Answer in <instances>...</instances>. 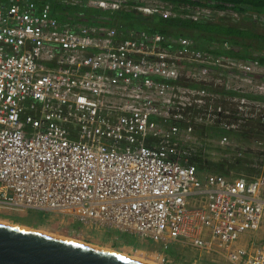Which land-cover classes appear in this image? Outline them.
I'll list each match as a JSON object with an SVG mask.
<instances>
[{
  "label": "built area",
  "instance_id": "2783aa9c",
  "mask_svg": "<svg viewBox=\"0 0 264 264\" xmlns=\"http://www.w3.org/2000/svg\"><path fill=\"white\" fill-rule=\"evenodd\" d=\"M127 12L264 34V11L214 0H0V215L264 264V146L244 168L237 145L264 129V56Z\"/></svg>",
  "mask_w": 264,
  "mask_h": 264
},
{
  "label": "water",
  "instance_id": "95a60500",
  "mask_svg": "<svg viewBox=\"0 0 264 264\" xmlns=\"http://www.w3.org/2000/svg\"><path fill=\"white\" fill-rule=\"evenodd\" d=\"M68 241L0 223V264H149Z\"/></svg>",
  "mask_w": 264,
  "mask_h": 264
},
{
  "label": "trees",
  "instance_id": "16d2710c",
  "mask_svg": "<svg viewBox=\"0 0 264 264\" xmlns=\"http://www.w3.org/2000/svg\"><path fill=\"white\" fill-rule=\"evenodd\" d=\"M190 2V4H195L200 0H186ZM208 1V0H206ZM218 2H229L234 5H238L242 8L245 7H252L255 9H259L264 11V0H214ZM88 13H96L99 12L97 9L92 10L88 9L86 11ZM91 14V15H92ZM123 18L128 19L130 25L134 27H141L147 28L153 31H160L163 33H170V34H183L192 37H199L203 39H219L222 41H230L236 46H240L246 49L245 53H241L240 51H236L234 54L239 55H246L250 56L252 50H256L258 48L264 49V34L255 32V27L251 24L250 26H246L244 24H234V23H225L223 21H216L211 23H197L192 22L190 20L184 19H171V18H162L157 16H150L144 17L141 15H137L133 12H127L123 14ZM86 17H89L86 16ZM85 17V18H86ZM216 171H222V164L221 163H214L213 164ZM214 169V170H215ZM32 217L37 218V222H33ZM12 218L15 221H21L25 224L37 226L38 222L44 220L42 213L40 212H33L29 213L27 217H14ZM111 236H117L118 240H121L126 243H136V240H139L136 236L126 233V232H118L112 231L109 233ZM146 241V240H145ZM143 241L141 245H144ZM151 241V240H147ZM166 252H170L171 248H162ZM173 251V249H172ZM171 253V252H170Z\"/></svg>",
  "mask_w": 264,
  "mask_h": 264
},
{
  "label": "rangeland",
  "instance_id": "374dc122",
  "mask_svg": "<svg viewBox=\"0 0 264 264\" xmlns=\"http://www.w3.org/2000/svg\"><path fill=\"white\" fill-rule=\"evenodd\" d=\"M92 10H95V9H92ZM254 25V26H253ZM246 26H250L249 24H247ZM253 27H255V32H259V33H262V30L256 25V24H252ZM251 27V26H250ZM264 43V42H263ZM256 53H258L259 55H261L262 57L264 56V49L262 48H258L255 50ZM250 132L252 133L251 134V137L249 138L248 136H245V137H242V139L240 141H238L239 143H237V145H241L244 146V147H247L248 150L245 149L246 153L244 152V155H242V159L241 161H243V165H244V168L245 166H247V164L249 166H252V164L254 163V160H255V154H254V150L256 149V145H258L259 143H261L263 146H264V129L263 130H260V129H256V128H252L250 129ZM216 151L219 152V149H216ZM235 154V153H233ZM223 156L222 155H218L217 156V159L219 161H222V158ZM232 157V156H231ZM261 159L263 158L264 159V155H262L260 157ZM234 159V157H233ZM221 164H224L223 162H219ZM225 165V164H224ZM224 165H222V170H224L223 168ZM242 168V171H238L236 173H239V174H252L253 171H248L246 169ZM238 170H241V169H238ZM222 172V171H220ZM29 213H33V212H27V213H22V212H19V213H13L9 216H4V215H0V219H3V220H8L10 221L11 223H15V224H19V225H25V226H29V227H32V228H37V229H43L44 231H52L54 233H60V234H65V235H68V236H73L75 238H78L80 240H83L85 242H88V243H92V244H95V245H100V246H106V247H109L110 249H114V250H117V251H120V252H127L129 254H132V255H135L136 253H138L140 256H145L144 258H152L153 260L161 263V264H188L184 259H188L189 258V254L186 253L183 258H181L180 255H183L184 252L183 251H180L181 249L177 248L176 245H170V246H165V245H160V244H156V243H153L152 241H145L143 244L144 245H141L142 244V241L141 240H136V243H126V242H123L121 240H118V239H115L113 236L111 235H104V234H101V233H94V234H85V233H82L80 230L76 229V228H72V227H67L65 225L61 226L59 223V219L58 218H51L50 220H41L40 222H38V225L37 226H33V225H29V224H25L21 221H15L12 216H16V217H27ZM32 220L33 222H37V218L36 217H32ZM257 241H260V242H264V225L263 227L261 228V230L259 231L257 237H256ZM171 248L170 252H167L168 254H170L171 256V260L170 262H166L164 260H162L161 258V252L158 251V250H162L164 251L162 248ZM173 249V251H172ZM179 251V252H178ZM166 252V251H165ZM179 253H182V254H179ZM158 254V255H157ZM188 254V255H187Z\"/></svg>",
  "mask_w": 264,
  "mask_h": 264
},
{
  "label": "bare ground",
  "instance_id": "6f19581e",
  "mask_svg": "<svg viewBox=\"0 0 264 264\" xmlns=\"http://www.w3.org/2000/svg\"><path fill=\"white\" fill-rule=\"evenodd\" d=\"M0 223L7 224V225H12V226H16V227H20V228L31 230V231H36V232L47 234V235H52V236L68 239V240L75 241V242H78V243H82V244H85V245H88V246H92V247L100 248V249H103V250H106V251L114 252L116 254L123 255V256L129 257V258H133V259H136V260H139V261H142V262H146V263H149V264H161V263L153 260L152 258H144L145 256L142 257L138 253H136L135 255H132V254H129L127 252H120V251H117V250H114V249H110L109 247H106V246L104 247V246L88 243V242H85V241L80 240L78 238H75L73 236L71 237V236H68V235H65V234H60L58 232L54 233L52 231H46V230L44 231L43 229L41 230V229L32 228V227L25 226V225L15 224V223H11L10 221H8L6 219L5 220L0 219Z\"/></svg>",
  "mask_w": 264,
  "mask_h": 264
},
{
  "label": "snow or ice",
  "instance_id": "6c2138e0",
  "mask_svg": "<svg viewBox=\"0 0 264 264\" xmlns=\"http://www.w3.org/2000/svg\"><path fill=\"white\" fill-rule=\"evenodd\" d=\"M68 243H73V241H68Z\"/></svg>",
  "mask_w": 264,
  "mask_h": 264
},
{
  "label": "crops",
  "instance_id": "0c3cea01",
  "mask_svg": "<svg viewBox=\"0 0 264 264\" xmlns=\"http://www.w3.org/2000/svg\"><path fill=\"white\" fill-rule=\"evenodd\" d=\"M84 10L88 11V9H84Z\"/></svg>",
  "mask_w": 264,
  "mask_h": 264
}]
</instances>
